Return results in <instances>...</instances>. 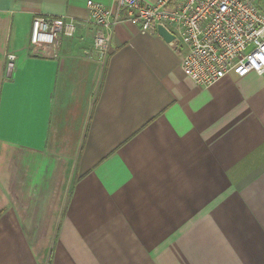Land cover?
Returning <instances> with one entry per match:
<instances>
[{"label":"crops","instance_id":"crops-1","mask_svg":"<svg viewBox=\"0 0 264 264\" xmlns=\"http://www.w3.org/2000/svg\"><path fill=\"white\" fill-rule=\"evenodd\" d=\"M87 1L0 0V264H264V76L202 87L127 21L102 58Z\"/></svg>","mask_w":264,"mask_h":264},{"label":"built area","instance_id":"built-area-1","mask_svg":"<svg viewBox=\"0 0 264 264\" xmlns=\"http://www.w3.org/2000/svg\"><path fill=\"white\" fill-rule=\"evenodd\" d=\"M86 5L94 27L92 49L102 58L114 24L127 21L143 33L163 26L173 36L167 43L179 53L181 70L202 87L230 73L264 76V0H114L110 7L88 0ZM76 26L72 18L36 15L29 43L55 47L59 39L73 37Z\"/></svg>","mask_w":264,"mask_h":264},{"label":"water","instance_id":"water-1","mask_svg":"<svg viewBox=\"0 0 264 264\" xmlns=\"http://www.w3.org/2000/svg\"><path fill=\"white\" fill-rule=\"evenodd\" d=\"M157 34L162 37L165 42H169L173 38V36L163 26L157 27Z\"/></svg>","mask_w":264,"mask_h":264}]
</instances>
